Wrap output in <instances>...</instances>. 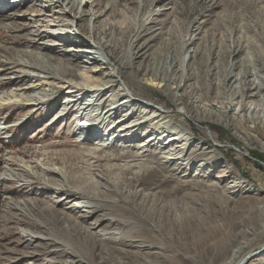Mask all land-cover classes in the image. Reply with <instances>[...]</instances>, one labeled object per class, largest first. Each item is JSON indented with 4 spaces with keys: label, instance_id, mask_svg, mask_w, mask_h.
I'll return each instance as SVG.
<instances>
[{
    "label": "rangeland",
    "instance_id": "obj_1",
    "mask_svg": "<svg viewBox=\"0 0 264 264\" xmlns=\"http://www.w3.org/2000/svg\"><path fill=\"white\" fill-rule=\"evenodd\" d=\"M0 1L2 3L0 4V172L3 173L7 169H24L28 166L27 161L38 160L44 154V156L50 153L60 154L58 158H63L64 154L79 148V141L87 139L85 145L96 149L104 146L107 148L105 151L110 154L115 150L121 152L122 149L130 147L129 155L123 160L100 162L99 165L104 167L102 170L113 164L140 162L142 159L135 157V153L143 154V159L152 161L150 152L160 148L163 150L162 156L169 153L170 158H180L183 166L185 165V172H191L186 178H180L185 175L183 171L176 181H191L195 168L189 164L185 155L190 153L192 147L186 149V145L193 143L194 147L204 148L211 144L218 150L217 159L214 160V163L218 164V169L224 171L234 166L235 171L228 179L229 184L236 185V189H242L244 193L228 194V197L232 198L230 202L216 200L212 203L214 196L220 195V190L209 189L207 185L200 187L195 191L201 196L200 199L197 198L198 204H201L204 212L212 211L207 221L212 226L217 225L219 230L213 231L209 228L202 235L195 233V239H189L188 243L181 238L174 240L170 246L171 251L166 249L160 251L158 247H153L150 251L142 252V255L152 264L225 263L237 244L246 242L245 237L241 235L229 237L228 234L236 235L245 231L247 228L239 224L244 216L249 215L247 212L256 206V202H241L239 198H244L248 194L252 197L264 198V162L256 159L253 157L256 155L252 154L264 153V125L260 123L258 127H254L256 124L253 122L241 121L224 125L217 121L216 91L208 89V84L215 83L216 78L209 76L205 78L206 80H196L195 63L208 52L213 59L211 64L213 68L216 63L222 65L232 49L233 51L239 49L241 53L237 55V60L245 61L246 64L253 65L255 70L257 69L259 79L251 76L249 80L254 78L256 81H264V0H63L58 4L54 0H43V2L42 0H7L12 4L8 11L3 9L7 7L6 0ZM54 4H56L55 8H51ZM43 10H47L44 12L51 16L44 20H34L33 16ZM97 11L101 13V17L99 20H94ZM51 24L56 26L52 27ZM137 38H142L138 46L151 40L139 51V58L134 60L133 46ZM102 44H109L112 48L113 53H108L110 58L104 59L105 62L101 64H99L100 58L97 62L95 60L79 62L81 65L77 68V74L80 77H69L64 81L82 85L90 90L91 93L86 95L83 104L89 101L96 103L98 96L103 97V100L112 99L119 93L123 95L119 99V105L130 102L124 105L125 109L138 110L139 113L145 111L147 118L150 119H153L152 115L159 117L157 121L152 120L149 125H144L140 129L136 127L126 130L132 127V123H129L123 128L124 130H119L122 128L119 126L114 133H110L111 126L103 129V133L97 130L95 135L99 140L93 139L90 143L94 131H86V133L79 131L81 119L73 124L75 116L81 115L80 112L76 111L75 116L71 113L59 119V115L65 113L64 109L73 112L78 107L69 105L72 101L70 93L74 89L67 86L63 89L61 86L68 84L49 78L42 69L62 70L72 63L77 65L76 61L82 57L78 50H95L94 52L100 51L103 54L100 49ZM197 50L199 51L195 57ZM35 54L51 57L55 61L44 60L40 65L35 63V58L32 57ZM190 56L194 58L190 59ZM173 57L177 62L172 61ZM184 60L185 62L189 60V64H184ZM255 61L256 64L259 62L258 66ZM249 70L254 71L251 66ZM238 72L239 70L236 69L232 80L235 81ZM213 73L215 74L216 70H213ZM183 76L189 80H183ZM102 83L107 84L106 88L101 86ZM239 101L237 99L234 102V113L232 112L231 116L239 112ZM212 104L217 107L211 108ZM106 105L110 104L106 103L105 109ZM186 105L193 110L199 108V112L202 113L199 114L204 118H195L191 114L181 115L179 111ZM248 108L252 111L255 106L249 103ZM105 109L97 107L96 112L102 113ZM255 110L257 113H264V103ZM112 113L113 116L112 114L103 116L105 123L110 121L111 124L120 120V115L116 117L115 111ZM95 115L96 113H85V118L92 119V122L94 119L100 120ZM165 116L166 119H163ZM157 122L159 126L156 125ZM74 130L77 132L74 133ZM164 131L166 134L170 133L171 137H165ZM151 134L157 138L158 145L144 146L143 143L147 142L146 137ZM134 135L139 139H135ZM66 142L70 143L69 146L65 145ZM230 159L236 160V166ZM9 160L19 161V164L16 161L11 163L12 161ZM52 163H50L51 168L54 170L58 171L61 168L60 164L52 165ZM173 167L174 164L169 166V169ZM238 169L243 170L242 174L246 172L248 180L241 176ZM98 175L100 172L95 171L94 178L99 180ZM205 181L219 182L221 186L225 184L213 178H205ZM175 184V182L171 183V185ZM142 188L140 187L139 190ZM148 192L150 191H144V193ZM189 193V190H184L175 198L184 200L189 206H194L197 199L192 200L188 196ZM47 196L56 197L51 190L45 191L39 186L22 189L7 179L0 183V264H115L118 261L139 264V256L136 255H139V244L118 243L115 245L116 249L110 252L109 248L100 242L93 239L90 242L82 231L62 230L64 224L58 220L52 218L49 220L48 216L42 217L33 211H28L27 216H22L18 209L9 208L11 204L18 206L35 199L39 202L37 205L40 209L48 205ZM61 197L62 195L57 199ZM72 202L81 203L77 200ZM71 207L72 204H68L59 205L57 208L63 212V209L68 211ZM76 215L80 217L79 215H84V212H77ZM107 217L110 218L109 215H104L101 220L106 221ZM88 223L95 224L96 221L92 218ZM123 231H126V228ZM194 231L191 230L192 234ZM29 232L30 234L34 232L42 239L32 238L34 241L31 240L33 242L30 244L28 239L31 237L27 236ZM49 232L59 240L64 239L75 246L85 254L84 258L69 252V255H62L63 257L57 259L55 254L59 249L66 247L54 246L52 242L44 241ZM140 235L147 237L148 233L142 230ZM216 242L218 244L215 247ZM263 245L264 234L259 235L257 239L253 238L252 245L244 254L252 251L253 254L261 253ZM31 249L33 252H30ZM46 250L51 253L47 254ZM220 250L222 251L220 253H223L222 257L215 259V253ZM148 252L151 253L145 256ZM104 253L106 256L109 254L110 262H103L100 258V254ZM158 254L161 256L169 254L170 263L158 258ZM188 256H194V261L186 260ZM250 257L251 261L248 264H262L260 261L262 257Z\"/></svg>",
    "mask_w": 264,
    "mask_h": 264
},
{
    "label": "bare ground",
    "instance_id": "obj_2",
    "mask_svg": "<svg viewBox=\"0 0 264 264\" xmlns=\"http://www.w3.org/2000/svg\"><path fill=\"white\" fill-rule=\"evenodd\" d=\"M54 1H56V3L58 4L63 0H54ZM3 2L5 3V1ZM0 4L2 5L1 1ZM55 5L56 4H54L53 7L51 8H55ZM6 6L7 7H3V9H5L6 11L10 10L12 6L11 2L6 0ZM44 11L46 12L47 10L38 11L39 13L33 16L35 18L34 20H44V18L51 16L50 14H47ZM2 12L4 11L2 10ZM94 17H95L94 20H99V18L101 17V13H98L97 11V15H95ZM7 18L11 19V17L8 16ZM50 26L55 27L56 25L51 24ZM139 38L136 39L135 45L133 46L134 60H137L139 58V51L145 48L148 42L151 40V39L147 40L143 44L140 43V45L138 46L139 41L142 40V38L141 39ZM100 49L102 52H104L103 54L100 51L94 52L95 50H78L79 51L78 53L81 54L82 56L80 59L82 61L80 60L76 61L77 65H75V63H72L73 67L72 65H69L65 69L63 68L62 70H58L57 68L54 69L47 68L42 70H45L49 78H54L62 82L64 81L65 78H69V77L79 78L80 76L77 74V68L78 67L80 68L81 62L82 63L85 62L84 60H89V61L95 60L97 62V60L99 61L100 58L101 62L99 64H101L102 62H105L104 59L109 57L108 53H113L112 48L110 47L109 44H102ZM198 51L199 50L195 51L196 52L194 54L195 57L198 54L197 53ZM240 53L241 52L239 49H236L234 51L232 49V51H230L227 54V59L223 60L224 63L222 65L216 63L212 68L211 64L213 59L211 53L206 52L205 55L200 57V61H198V59L196 60L195 66L197 68L196 70L197 72L195 74V77L196 80L197 79L202 80L209 76H214L216 78L215 83H211L209 81L210 84H208V89L209 90L213 89L216 91L215 98L218 101V107L216 105L215 106L217 107L216 111H218V114L215 115V118L217 121L221 122V124L224 125H229L230 123L231 124L238 123L239 121L253 122L256 124L254 125V127H258L260 123L264 125V113H257L255 110L256 107L264 103V94H263L264 81H256L254 78L253 80L251 79L249 80V77L251 76L252 77L255 76L256 78H258L256 72L257 69L255 70L253 65L251 64L248 65L246 64L247 62L245 63V61L243 62L242 60H237V55H240ZM32 57L35 58V63H39V64L43 63L44 60H46V62L47 60L55 61L53 58L51 57L48 58L47 56H43L41 54H35ZM77 58H79V56ZM191 58H194V56H190V59ZM172 61L177 62L175 61L174 57L172 58ZM251 61L253 62V60ZM183 62L184 64L185 63L189 64L190 61L188 60L187 62H185L184 60ZM258 63L259 62H257V64ZM250 66L251 68L253 67L254 70L253 72L249 70ZM236 69H238L239 72L237 73L236 79L234 78L235 79L234 81L232 80V78L234 76L233 73L235 72ZM213 70H216L215 74L213 73ZM182 78L185 81L189 80V78H186L185 76H183ZM64 84H68V85L61 86L63 89L66 86L70 87V89L72 90L74 89V91L70 93V98L72 99V101L69 105L73 104V107L75 106L78 107H76L73 112L71 111L67 112L64 109L65 113L59 115L60 116L59 119H61L62 117H66L71 113L74 114L75 116L76 111L80 112L81 115L75 116V121L73 124H75V122L81 119L82 121H81V125L79 126L80 127L79 131L82 132L85 131V133L86 131L88 132L94 131V134L90 138V143L93 142V139L99 140V137L95 135L97 130H100L103 133V129L111 126L110 133L112 132L114 133L117 132L119 126L122 127L119 130H124L123 128L124 127L126 128V125H128L129 123H132L131 125L132 127L127 126L128 128H126V130L136 127H139L140 129L144 125H149V122H151L152 120L157 121V118L159 117L158 115L157 116L152 115L151 118L153 119H150L147 118V113H145V111L139 113L138 110L132 111V109L131 110L125 109L124 105L125 104L127 105V103L130 102L126 101L127 103H125L124 105H119L120 102L119 99L120 97L123 96L119 93L116 94L115 97L112 99L103 100V97L98 96L99 98L97 97L98 99H96L95 101L96 103L89 101L83 104V100L86 97V95L88 93H91L90 90H88L87 87H84L82 85H75L72 82L69 83L67 81H64ZM106 85H107L106 83L101 84V86L105 88ZM253 90L256 91L253 92ZM132 93L131 96L133 97L134 95ZM237 99L240 100L238 102L240 108L239 112L231 116V113L233 112V106H234L233 104L235 101H237ZM199 100H201V98ZM106 103H109L110 105H106L107 107L105 109ZM249 103H253V105L255 106V108L252 111L250 110V108H248ZM135 104L136 103H134V106ZM215 106H213L212 104L211 108L213 107L215 108ZM97 107H99L100 109H103L104 107L105 111L103 112L102 110V113L96 112ZM112 107L113 110H111ZM227 107H229V109H226ZM112 111H115L116 117L117 116L119 117L120 115L121 117L120 120L115 121L111 124L110 121L109 123H105L103 116H107L110 114H112L113 116L114 113H112ZM85 113H93V114L96 113L95 117H98L100 120L94 119L92 122L91 121L92 119L85 118ZM179 113L181 115L191 114L195 118H204V116L200 115L202 113L199 112V108L193 110L187 105L183 108V110H180ZM164 118L166 119V116L163 117V119ZM158 122L156 123V125L158 124ZM76 132L77 131L74 130V133ZM163 134H166V131H164ZM165 137L170 138L171 137L170 133L166 134ZM134 138L139 139L138 136H135ZM144 138L142 140V143L144 141ZM146 138H147V142L145 141V143H143V145L145 144L144 146H149L151 144H154L153 147H155V144L158 143L157 138H155L153 134L147 136ZM86 141L87 139L85 140L83 139V141H79L80 144L79 148L77 150H74L73 152L66 153V155L64 154L63 158L60 159L58 158L60 154L51 155V153L47 156H44L45 154L42 152L44 155H42L41 158L39 157L40 159L38 160L32 159L30 161H27L28 166L25 167L24 169L23 168L9 169V170L7 169V171L4 170L3 173L0 172L1 173L0 183L7 179L19 185V188L22 189H28L33 186H39L42 190L45 191L51 190L52 193L56 196L54 198L47 196L46 199L48 205L44 207H40V209L37 205L38 201H36L35 199L26 201L23 204L17 203V205L20 204L18 206L16 205L14 206V204H11V207L9 208H13L14 210L18 209L22 216H25L28 211L31 212L33 211L36 212L38 215H42V217L48 216V219L52 218L53 220H58L59 222H61V224H64L62 230L66 232H71L72 230L82 231L84 234H86V237L88 238V240H90V242L92 239L96 240L100 242L102 245L108 247L110 252L116 249L115 245L118 243H121L122 245L127 243H130L132 245L139 244V255L136 254L137 256H139V264H152L151 261L143 257L142 252L150 251L153 249V247L155 248L158 247L160 251H163L165 249L167 251H171L170 246L174 242V240L181 238V240H184L185 242L188 243L189 239L190 240L195 239L194 237L195 233L202 235L209 228L213 231L219 230V227L217 225L212 226L207 221L209 213H211L212 211H208V213L204 212V208L201 207V204H198V201L201 198V196L195 191L199 190L200 187H204L207 185L209 189L220 190V195L214 196L215 198L213 201H211L212 203L216 202V200L230 202L232 198L228 197V194L232 195L237 193H244L242 189H236V185L231 186L229 184L228 179L231 176L232 172L234 173L235 171L234 166H231L232 167L231 169H225L224 171L218 169V164L214 163V160L217 159L216 151L218 150L217 148L211 146V144H208V146H205L204 148L202 147L199 148V146L194 147L193 143H189L186 145V149H189L188 147H192L190 149V153L187 151L188 154L185 155L187 157L189 164L191 166H194L195 174L193 176V180L191 181H179V180L176 181L177 178L181 176L183 171L185 175L180 178H186L187 176L190 175L191 172L190 171H189L190 173L185 172V167H184L185 165L183 166V164L179 160L180 158L177 157L170 158L171 154L169 153H166L165 154L166 156H162L161 154H163V150L160 148H158L159 150L150 152L152 154L151 155L152 161L143 159L144 157L143 154L135 153V157H137L138 159H142L140 162L131 161V162H126L124 165L113 164V165H109V167L105 168V170L104 169L102 170V168L104 167L99 165L100 162L110 163V162L123 160L126 155H129L130 147H126V149H122L123 151L121 150V152L120 151L117 152L115 150L113 153L110 154L105 151V149H107L106 147L102 146L99 149L90 148L88 145H85ZM69 144L70 143L68 142L65 143L66 146H69ZM184 149L185 148H183V150ZM259 153L260 154L258 155L262 156L263 158L264 153L263 152H259ZM9 161H12L11 163H15L16 160L15 161L9 160ZM18 162L17 164H19ZM51 162H53L54 164H60L61 168L58 171L55 169L56 170L55 171L53 168H51V164H50ZM231 162L233 165L236 166L237 162L235 159H232ZM173 164L174 167L169 169V166ZM11 165L13 166V164ZM261 170L262 169H260V171ZM95 171L100 172V175H98L100 176L99 180L94 178ZM239 171L244 179L248 178V175L245 174L246 172L242 174L243 170L240 169ZM150 177H152V179H150ZM156 177L158 178L156 179ZM205 178L217 179L225 184L221 186L219 182L207 183L205 181ZM173 182H175L176 184L171 185V183ZM140 187L143 188L139 190ZM184 190L190 191L188 196L191 197L192 200L195 201L197 198H199L194 203V206L191 205L189 206L184 202V200L181 199L178 200L177 198H175V196L182 193ZM144 191H150V192L144 193ZM60 195H62V197L57 199L58 196ZM239 199L241 202H245V201L256 202V206L253 207L249 212H247L249 213V215L244 216V218L241 220V223L239 224V225L243 224V226H245L249 230L245 229V231L243 232L241 231L236 235L235 233L228 234L229 237L241 235L245 237L246 242L237 244L235 249H233L230 255H228L227 258L228 260L223 264H248L251 261L250 256H253L255 258L262 257L260 261L262 264H264V254H261L264 252V248L263 250L260 251L261 253L256 252L253 254L254 251H252V252H248L247 254H244L247 251V249H249L250 246L252 245V239L253 238L257 239L259 235L264 234V198L261 199L257 197H252L251 194H248V196ZM74 200L80 201L81 203L78 204V202L77 203L75 202L74 204L72 202ZM53 203H56V205ZM58 204L59 205L72 204V207L68 211L63 209V212H60L61 210L57 208L59 206ZM260 204H262V206H260ZM81 210H85V211H81ZM77 212H84V215H79L80 217H77L76 215ZM104 215L105 216L109 215L110 218L107 217L108 219L106 221L101 220V217ZM92 218L96 221L95 224L88 223V220ZM45 220L47 219L45 218ZM141 227L143 231H146L148 233L147 237L141 236L142 234L140 235V233H142ZM124 228H126V231H123ZM193 229L195 230L194 234H192L191 232V230L193 231ZM56 231L58 232V230ZM22 232L24 231H21V233ZM31 234L30 232L27 233V236L31 237V239H28V242H30V244H32V242L34 241V239L32 238L42 239L41 237L37 236V234H35L34 232H31ZM22 236H24V233ZM251 237L252 239H250ZM31 240L33 241L31 242ZM43 240L50 243L52 242L54 246L58 245V247L67 248V250L66 248L65 249L61 248L59 250L58 248L56 249L59 252V253L57 252V254L54 253L57 259L63 257L62 255H66L69 252H74L76 256L80 258H84L85 254L77 250L75 246L64 241V239L59 240L51 232H49V234ZM216 244H218V242L215 243L214 245L215 247L217 246ZM262 247H264V245ZM30 252H33V250ZM220 252L222 251L220 250L217 253H215L214 256L215 259L222 257L223 253ZM46 253L49 254L51 252L46 250ZM150 253L151 252L145 253V256H148ZM32 256L34 257V255ZM159 257L163 261L170 263L171 256L169 254L168 255L163 254L162 256L161 254H158V258ZM100 258L102 259L103 262L111 261L109 254H107V256L105 255V253L100 254ZM186 260L192 262L194 261V256H188ZM196 262H200V261H196ZM115 264H126V263L122 261H118Z\"/></svg>",
    "mask_w": 264,
    "mask_h": 264
},
{
    "label": "trees",
    "instance_id": "obj_3",
    "mask_svg": "<svg viewBox=\"0 0 264 264\" xmlns=\"http://www.w3.org/2000/svg\"><path fill=\"white\" fill-rule=\"evenodd\" d=\"M252 154H254V155H256V156H253V157H255L256 159H260L262 162H264V157L262 158V156H260V155H258V154H256V153H252ZM262 158V159H261ZM231 161H232V159H231Z\"/></svg>",
    "mask_w": 264,
    "mask_h": 264
}]
</instances>
